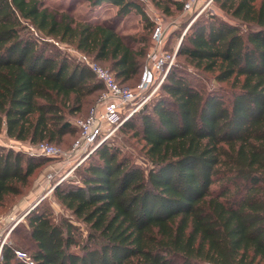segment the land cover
<instances>
[{
  "label": "trees",
  "instance_id": "1",
  "mask_svg": "<svg viewBox=\"0 0 264 264\" xmlns=\"http://www.w3.org/2000/svg\"><path fill=\"white\" fill-rule=\"evenodd\" d=\"M89 1H109L121 17L140 13L153 29L141 0ZM180 1L153 0L167 14L183 8ZM215 2L235 22L197 19L178 50L183 61L120 126L144 143L149 164L105 140L79 180L55 189L86 225V237L41 201L13 229L17 237L2 246L0 264H27L17 249L36 264H264V0ZM49 37L133 85L151 42L108 21H77L42 0H0V134L31 144L75 140L73 116L104 89ZM189 66L213 74L217 86L207 87ZM48 157L0 145V207L23 193Z\"/></svg>",
  "mask_w": 264,
  "mask_h": 264
},
{
  "label": "rangeland",
  "instance_id": "2",
  "mask_svg": "<svg viewBox=\"0 0 264 264\" xmlns=\"http://www.w3.org/2000/svg\"><path fill=\"white\" fill-rule=\"evenodd\" d=\"M46 7L52 11L58 13H68L70 16L75 18L77 21L91 22V23H103L105 21L114 24L117 29L125 36H139L148 35L151 38L153 29L147 30L145 19L142 18L143 15L136 13L135 11L125 15L118 16V8L114 6L111 2H103L98 6L92 5L89 0H42ZM178 1L179 0H173ZM189 0H181L180 2H186ZM144 10L147 12L149 7L146 1L141 0ZM151 7L159 9L166 16V34L167 40L165 47L168 50H174L178 47L179 43L182 41L183 36L188 31L189 27L199 18L208 16L210 14H216L223 19L232 20L225 12H223L215 0H200L196 2L191 10H186L183 8H176L173 6L172 12L170 14L165 13L161 8H158L153 0H151ZM150 7V8H151ZM235 22V20H232ZM50 41L54 42L55 45L60 47L64 53L69 55L78 61L77 49L75 46L69 43L58 42L56 39L49 37ZM58 42V43H57ZM183 57H178L176 55L175 63L178 61H183ZM107 66L105 63H103ZM189 69L197 72V78L200 82L206 84L207 87L217 86L214 79V75L211 73L198 72L193 66H189ZM135 81H130L128 84L133 85ZM223 85L224 88H229L226 83L218 84ZM161 86V85H160ZM160 87H158L152 97L159 94ZM93 96L90 103L84 108V111L75 114L74 118L82 117L88 115L89 109L93 101L97 98ZM137 116H135L136 118ZM136 122L138 120L136 119ZM138 125V124H137ZM112 145L120 147L124 154L131 156L137 163L146 167L149 163H146V158L144 155L143 146L144 143L135 135V132L131 129L119 128L115 134L109 138ZM74 138L69 137L64 139L63 142H53L55 144L61 145L62 147L71 146ZM0 145L6 146L8 148H13L18 151H23L30 154L33 144L24 141H18L13 138H9L5 133L0 134ZM92 153L84 159L81 164L76 169H69L71 166L69 164H64L61 158L48 157L49 159L43 164L37 171L32 175L29 183L24 187L23 193L18 196H9L3 206L0 207V252L2 246L6 242H11L15 240V234L12 233L13 229L20 222L21 219L25 218L26 214L34 208L41 201L49 206L53 212V216L56 221H61L63 219L71 220L77 227L76 232L79 237L85 238L87 235L86 225L77 220L75 216L72 215L71 211L66 209L63 204L58 200L55 189L57 185L61 182H71L79 180L80 172L84 163L90 159ZM43 156V155H42ZM73 163V162H72ZM50 172H55V176L52 182H48L47 175ZM67 172L70 174L66 178H61V176ZM29 200L32 204L26 210L21 212L16 208L17 204L22 201ZM21 218V219H20ZM26 223V220H23ZM16 242H18L16 240Z\"/></svg>",
  "mask_w": 264,
  "mask_h": 264
},
{
  "label": "built area",
  "instance_id": "3",
  "mask_svg": "<svg viewBox=\"0 0 264 264\" xmlns=\"http://www.w3.org/2000/svg\"><path fill=\"white\" fill-rule=\"evenodd\" d=\"M143 1H146L149 7L153 32L139 81L135 85L120 83L107 67L87 53L76 49L78 60L89 66L103 83L104 89L91 106L87 116L72 119L73 124L79 129V136L74 140L71 148L66 149L42 141L33 144L34 148L30 154L61 158L64 164L71 166L69 169H76L96 148L112 137L130 116L144 106L163 83L175 63L178 47L172 51L165 47L166 16L159 9L149 6L152 5L151 0ZM198 1L200 0L186 1L184 9L191 10ZM69 174L70 172H67L61 178H66ZM54 176L55 172L47 175L49 183L53 181ZM16 253L27 264H36L27 252L17 249Z\"/></svg>",
  "mask_w": 264,
  "mask_h": 264
},
{
  "label": "crops",
  "instance_id": "4",
  "mask_svg": "<svg viewBox=\"0 0 264 264\" xmlns=\"http://www.w3.org/2000/svg\"><path fill=\"white\" fill-rule=\"evenodd\" d=\"M114 5V4H113ZM115 6V5H114ZM117 7V6H116ZM118 8V7H117ZM147 17L149 18V20H151L150 19V17H149V10H147ZM142 18H144L145 19V17L144 16H142ZM152 21V20H151ZM149 21L147 20V23H148ZM145 23H146V19H145ZM153 23V22H152ZM31 202L29 201V200H25V201H22V202H20L19 204H17V206H16V208L18 209V210H21V212H23L24 210H26L29 206H31ZM21 219V218H20ZM23 220H25V218H23V219H21L20 220V222H23Z\"/></svg>",
  "mask_w": 264,
  "mask_h": 264
},
{
  "label": "water",
  "instance_id": "5",
  "mask_svg": "<svg viewBox=\"0 0 264 264\" xmlns=\"http://www.w3.org/2000/svg\"><path fill=\"white\" fill-rule=\"evenodd\" d=\"M181 42H182V41H181ZM181 42L179 43L178 50H179V48H180ZM177 54H178V51H177Z\"/></svg>",
  "mask_w": 264,
  "mask_h": 264
}]
</instances>
